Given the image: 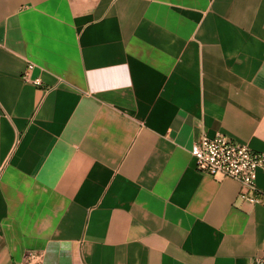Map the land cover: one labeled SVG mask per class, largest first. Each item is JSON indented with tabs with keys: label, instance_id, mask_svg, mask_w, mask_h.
<instances>
[{
	"label": "crops",
	"instance_id": "obj_1",
	"mask_svg": "<svg viewBox=\"0 0 264 264\" xmlns=\"http://www.w3.org/2000/svg\"><path fill=\"white\" fill-rule=\"evenodd\" d=\"M0 43V264L264 258V196L191 154L264 153V0H0Z\"/></svg>",
	"mask_w": 264,
	"mask_h": 264
},
{
	"label": "built area",
	"instance_id": "obj_2",
	"mask_svg": "<svg viewBox=\"0 0 264 264\" xmlns=\"http://www.w3.org/2000/svg\"><path fill=\"white\" fill-rule=\"evenodd\" d=\"M33 69L34 65L29 64L24 79L41 86L40 80H30ZM191 154L200 173L233 179L242 185L240 199L252 204L261 202L264 195L257 185V178L258 171L264 169V153H256L248 145L236 142L222 133L209 137L203 131L195 141ZM43 259V253L29 251L22 264H42ZM252 264H264V258L257 257Z\"/></svg>",
	"mask_w": 264,
	"mask_h": 264
}]
</instances>
